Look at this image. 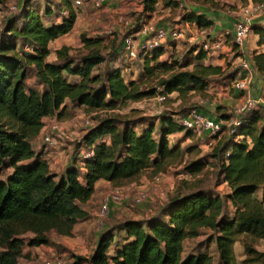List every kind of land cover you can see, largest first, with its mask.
<instances>
[{
  "label": "trees",
  "instance_id": "trees-1",
  "mask_svg": "<svg viewBox=\"0 0 264 264\" xmlns=\"http://www.w3.org/2000/svg\"><path fill=\"white\" fill-rule=\"evenodd\" d=\"M60 1L67 14L46 24L42 14L24 0L21 14H14L5 25L9 38L0 41V173L8 169L0 177V264H17L24 244L50 242V229L70 234L75 222L88 216L82 204L91 197L97 179L119 186L138 178L145 169L153 177L163 170L166 158L180 150L177 143L169 144L168 134L177 130L193 134L176 120L185 110L181 114L164 110L146 121H141V115L132 116L142 112L137 108H131L129 114L106 113L97 116L77 141L79 152L91 149L92 154L84 158L72 155L56 173L50 170L42 150L36 151L32 145L44 125L43 116L60 118L75 105H84L88 112L107 110L116 103L122 106L157 93H165L166 102L174 91L180 99L178 110L184 109L186 102H193L192 96L205 95L210 81L233 74L221 65L201 62L206 51L198 45H192L179 59L173 55L159 59L163 52L160 45L140 53V75L156 78L151 85L141 86L135 80L126 81L121 67L107 58L100 36L85 34L80 39L86 51L79 58L63 44L55 50L54 60L48 61L49 41L71 31L77 17L72 0ZM158 1L142 0L143 11L151 13ZM161 1L178 5L177 0ZM18 17L22 18L20 25L16 24ZM182 19L203 28L212 24L206 13L195 9L184 12ZM251 31L258 34L257 44L264 47V25L254 22ZM251 62L264 79V49L252 51ZM101 63L103 68L93 72ZM28 70L40 88L26 84ZM70 75L77 76L76 80ZM228 116L222 112L217 119ZM240 117L237 131L218 139L210 154L217 164L216 174L227 183L226 198L204 188L175 193L155 214L145 219L127 218L116 228H105L89 255L75 254L70 264H236L232 244L237 235L250 240L264 238V120L257 108ZM104 135L109 136L108 142ZM193 147L199 146L187 148ZM205 165L201 157L186 158L182 170L193 174ZM225 199L234 207L231 216L224 211ZM202 227L216 231L218 263L204 251L182 254L184 239L197 236ZM26 231L32 232L28 238L21 236ZM119 232L124 233L120 241L116 238ZM244 250L239 264H264V250L248 241Z\"/></svg>",
  "mask_w": 264,
  "mask_h": 264
},
{
  "label": "rangeland",
  "instance_id": "rangeland-1",
  "mask_svg": "<svg viewBox=\"0 0 264 264\" xmlns=\"http://www.w3.org/2000/svg\"><path fill=\"white\" fill-rule=\"evenodd\" d=\"M23 1L24 0L0 1V41L2 38H9L4 30L5 25L14 14H18V16L21 14V3ZM160 1L161 0H159V2ZM241 1L243 2V0ZM182 2L185 6H171V8L168 9V13L159 18L157 17L158 14L164 13V11L160 9L161 5L158 3L159 7L155 14L153 11L148 13L143 11L142 0H116L102 8H95L90 4H83L80 6L73 5L77 12V17L72 30L64 38L71 42V45H69L71 47L70 52L72 56L77 59L80 54L86 51V48L83 46L80 39L81 34L92 37L100 36L103 44V53L107 58H113V64L121 67L123 77L126 81L135 80L139 82L141 86L151 85L155 82L156 78L154 76L148 77L146 74L140 75L143 64L142 57L140 58V56H137L136 58L131 59L124 54L122 49L124 36L129 33H134L136 29L146 22L155 23L158 21L160 24L170 26L178 24L183 21L182 16L184 12L189 10L190 4L203 5L207 9L213 8L218 15L221 13L222 8H224V4H227V1L225 0H182ZM60 3V0H29L30 7L36 9L42 14L46 24L53 22L56 17L59 19L62 18V15L59 12V7L61 6ZM228 6L229 5H227V7ZM229 8L231 7L229 6ZM152 16L154 17L152 18ZM21 22L22 18L18 17L16 24L20 25ZM135 37L140 39V34H137ZM199 40L200 37L198 35H196L194 39H187L186 37L178 40L176 43H179L180 47L179 49L175 47L173 48L176 51L175 55L177 54V56L180 57L182 54L188 52V49L192 47V45L199 44ZM17 42L18 45L21 43L19 39H17ZM176 43L173 44L175 45ZM116 47L118 48L117 52L112 50ZM166 49L168 51L170 50L168 47H166ZM109 54H111L112 57H110ZM188 56L189 54H187V57ZM233 66L237 67L236 64H233ZM125 67H127V69H124ZM102 68L103 63L95 67L93 72L98 71V69L101 70ZM28 73L29 75L26 78V84L28 86L33 85L40 88V85L32 74L33 72L28 70ZM70 78L75 77L70 76ZM164 103L165 102L159 104L157 101L148 99L143 100V98H141L136 101L130 100L122 106L116 103L107 110H93L92 112L86 111L84 105H75L67 108L65 114L60 118L54 115L47 121L44 119V123H47L46 127L37 137L33 138L32 145L36 151L42 150V154L44 151H49L53 154V158L52 156H49L51 162L57 157L58 151L61 152L60 155L63 160H65L69 157L71 158L72 155L75 156L76 154H79L77 141L85 129L96 121L97 116L106 113L127 114L132 110L131 108H137L141 109L142 112L138 114H135L134 112L132 116L136 115L135 117H138V115H141V121H146L148 118H153V116H151L152 114H155L156 116L157 111L155 110V105L157 107L161 105L160 108H163ZM194 103L195 105L193 102H186L184 104V109L176 110L175 114H181L184 110L188 111L189 108L197 107L199 104L196 101ZM220 107L221 105L218 109H220ZM227 109H229L227 113H230L232 110L231 107H227ZM164 110L168 112L172 111V109ZM53 124H56V128H52ZM224 129L226 131V127ZM45 134L50 135L53 138V141H45ZM225 136H227V133L223 132L220 138ZM169 139L172 142H176L180 150H177L172 156L166 158L165 166L158 174V176H160L159 179L151 177L152 173L148 171L149 169H145L146 171H144L138 178L125 180L122 184L129 190H135L138 187L145 188L151 196L149 201L142 204H135L131 200H127L120 203L117 207L113 206L102 227L97 228L95 224V212L99 203L103 197L109 194L114 187L117 186L109 182L92 196V198L82 204L87 208L88 216L75 222L70 234H61L54 229H50L48 231L50 242L35 246L24 244L22 253L17 259V264H43L46 258L57 254L66 258L65 264H70L73 255L87 254V252L84 251L83 246L88 250L91 249V245L93 244V234H99L108 227L116 228L120 222L127 218L145 219L155 214L161 205H163L173 194L178 192L182 193L195 188H204L213 193H219L223 198H226L225 194L228 192L227 183L222 181L220 176L216 174L217 164L210 156L211 150L215 144L212 147L203 146L187 148L190 145L194 146L196 144V138L191 136V138L186 139L184 134H182V136L174 134L173 136L169 135ZM202 141H206V139L204 138ZM193 157H201L202 159H205L207 165H205L199 172L193 174L184 172L182 170L183 161L186 158ZM50 170L56 173L60 172L56 171L57 169L55 166L50 167ZM7 171V168L3 170L0 173V177L5 176L8 173ZM257 194L259 195L260 192L258 191ZM224 211L227 212L229 216H231L234 211V207L228 199L224 200ZM85 226L89 228L87 232L92 234V238L89 236L90 239L88 240V235H85L82 231ZM121 234L124 233L119 232L118 235H116V238L119 241L122 240ZM215 234L216 231L211 228H200L197 236L184 239L183 256L204 251L212 257L215 263H218L219 253L214 240ZM31 235L32 232L30 231L21 233V236L25 238H28ZM245 241L253 243L259 250H264V238H253L250 240L249 238L244 237V235L239 234L236 236V239L232 244L236 264H239L245 257ZM113 247L114 244H112L110 251H113Z\"/></svg>",
  "mask_w": 264,
  "mask_h": 264
},
{
  "label": "built area",
  "instance_id": "built-area-1",
  "mask_svg": "<svg viewBox=\"0 0 264 264\" xmlns=\"http://www.w3.org/2000/svg\"><path fill=\"white\" fill-rule=\"evenodd\" d=\"M116 0H72L73 5L90 4L95 8H102L108 5L110 2ZM179 6H185L182 0H177ZM62 16L67 14V9L62 6L59 10ZM264 16V0L253 1L248 0L246 3L240 6L239 16L234 20L232 25V33L236 46L241 48L245 39L251 32V26L256 19H260ZM194 28V30H193ZM140 34V39L135 36ZM200 37L198 46L206 51V54H213L218 52L223 43L220 39H211L206 36L205 29L197 26L191 21H181L173 26L160 24L157 25L152 22L143 23L134 33L126 34L123 38L122 49L124 54L129 58H136L140 56V53L147 52L155 46L164 44L168 39L179 40L182 38L194 39L195 36ZM252 62L251 56H242L240 60L241 74L232 78L228 84L234 89H247L252 77ZM150 100L157 101L159 104L165 102L167 95L165 93H157L154 96L144 97ZM148 99V100H149ZM261 100L264 102V90L261 94ZM258 101L255 98L247 97L243 101L235 104L231 107L229 116L226 119H215L209 117L203 113L197 107H191L187 112L182 115H177V122L183 127V129L190 130L198 137H203L206 141H203L201 147H212L216 141L220 138L223 132L231 134L237 131V127L242 123L241 114L248 110L256 108ZM161 105L157 109H159ZM163 109H159L157 114ZM93 124V123H92ZM91 124V125H92ZM90 126V125H89ZM226 127V131L225 128ZM52 128H56V124L52 125ZM239 137L241 135H238ZM44 140L52 142L53 138L45 134ZM92 154L91 149H82L79 152L81 158L88 157ZM159 174V173H158ZM158 174L154 175V179H159ZM132 191V192H131ZM150 193L143 187H138L135 190H129L123 185L114 187V189L107 194L99 203V206L95 212V224L97 228L102 227L106 217L109 215L113 204H119L123 201L131 200L135 204H142L150 200ZM66 258L60 254L53 255L46 258L43 264H65Z\"/></svg>",
  "mask_w": 264,
  "mask_h": 264
},
{
  "label": "crops",
  "instance_id": "crops-1",
  "mask_svg": "<svg viewBox=\"0 0 264 264\" xmlns=\"http://www.w3.org/2000/svg\"><path fill=\"white\" fill-rule=\"evenodd\" d=\"M225 1H227V4H224V8H222V11L219 15L213 8L207 9L203 5L190 4L189 10L195 9L198 12L202 11V12L206 13L208 18H210L212 20L211 25L204 27L206 36L211 38V39H216V38L220 39L223 43L221 49L218 52H215L213 54H206L205 58H203L201 60V62H203L205 64L210 63V64L221 65L222 68L224 69V71L233 73L232 75H230L224 79H216V80L210 81V83L205 88V95L195 94L194 96L191 97V101H193V102L196 101L197 103H199L197 106H198L199 110H201L203 113L207 114L209 117L217 119L219 114H221L222 112H226V113L228 112L229 109H227V107H232L233 105L238 104L239 102L243 101L244 99H246L247 97L250 96L252 98H255L258 101L256 108L260 111V113L263 117V120H264V102L261 100V94L264 90V79H262L260 76H258L253 65H252V77H251L250 84H249L247 89H234V88H231L228 84V82L232 78L238 77L240 75V73L242 72V71H240V60H241L242 56H245V55L251 56L252 51L261 50V49H264V47L257 44L258 34L254 33L253 31H251L250 34L248 35V37L245 39L241 48H238L236 46V44L234 42V38H233V33H232V25H233L234 20H236L239 16L240 6L244 3H246L248 0H243V2L241 0H225ZM158 3L161 5L160 9H162L164 11V13L158 14L157 17L159 18V17H162V15H165L168 13V9L171 8V5L170 6L164 5L161 3V1L160 2L158 1L156 3L155 9L153 10L154 14L158 10V7H159ZM227 5H229L231 8H229V6L227 7ZM50 15H51V13H50ZM153 17L154 16H152V18ZM42 18H43V16H42ZM58 21H60V19L58 17H56V19L53 22H58ZM254 22H259V23L264 25V16L260 19H256ZM155 24L160 25V22L157 21V22H155ZM193 30H194V28H193ZM69 33H70V31L68 33L59 35L58 37L49 41L48 46H49L50 52L46 57V59L48 61L54 60V58L56 57L55 50L57 48H59L61 45H63V44L71 45V42H69V40H66L64 38ZM177 41L178 40L174 41V40L168 39L166 42H164V44H162L163 52L159 55V59H168L172 55L178 57L177 54L175 55L176 51L173 49L174 47L179 49L180 44L176 43ZM172 42L176 43V44L174 45ZM166 47L170 48V50L168 51L166 49ZM164 55H166V56H164ZM184 55H185V53L182 54L180 57H183ZM189 56H191V54H189ZM180 57H178V59ZM233 64H236L237 67L233 66ZM233 67H235V68H233ZM124 69H127V67H125ZM70 76L75 77L74 80H76V78H77L74 75H70ZM176 96H177V91H174L170 95V99H168V101L165 102L166 105L164 103L163 108H159V109L178 110V108H179L178 104L180 102V99ZM144 99L145 98H143V100ZM147 99H149V98H147ZM220 105H221V107H220V109H218V107ZM172 107H174V108H172ZM157 108L158 107L155 105L156 111L159 110ZM100 110L101 109H99V111ZM52 116H54V115L53 114L45 115L42 117V120L46 119V121H47ZM219 118H221V117H219ZM46 124L47 123H44L39 134L44 130V128L46 127ZM174 134L175 135L178 134L181 136H182V134H184L186 139H189V138H191V136H193L198 141V142L196 141L195 143L199 147H201L203 144V141H202L204 139L203 137H198L195 134L187 135L186 133H184V130H177V131H174V132H171L168 134V140H169L170 145L176 143V142H172L169 139V135L173 136ZM103 138L107 142L109 141V136L104 135ZM59 152L60 151H58L57 157H55V159L53 160L54 162L53 161L51 162V160L49 158V156H52L53 154H51L49 151L43 152V157H45L47 159L49 167L55 166V168L57 169L56 170L57 172L61 171L64 168V166L71 161L70 157L68 159L63 160L62 156L60 155L61 152L60 153ZM52 158H53V156H52ZM76 162H77L78 166L81 167V171H83L84 170L83 169L84 168L83 162L80 161L78 159V157L76 159ZM109 182L110 181H108L104 178L97 179L95 181V184H94V187H95L94 191H93L90 198H92V196H94L100 189H102ZM119 204H113L112 207L113 206L117 207V206H119ZM83 207L87 210V208L85 206H83ZM87 230H89V228H87L86 226L84 227V229H82L83 233L85 235H88V237H87V240H88V239H90L89 236H91V238H92V234L91 233L89 234V232H87ZM97 236H98V234H95V235L93 234V244L91 245L90 250H88L85 246H83L84 251L87 252V254H84V256H88L89 253L92 251L93 247L96 244ZM109 252L112 253V251H109Z\"/></svg>",
  "mask_w": 264,
  "mask_h": 264
}]
</instances>
